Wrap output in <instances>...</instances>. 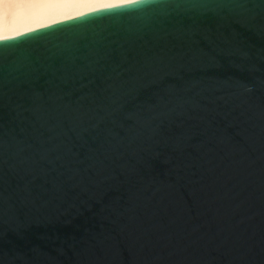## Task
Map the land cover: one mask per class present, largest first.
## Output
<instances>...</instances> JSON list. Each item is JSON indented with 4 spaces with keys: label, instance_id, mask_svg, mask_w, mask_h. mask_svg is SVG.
Returning a JSON list of instances; mask_svg holds the SVG:
<instances>
[{
    "label": "water",
    "instance_id": "1",
    "mask_svg": "<svg viewBox=\"0 0 264 264\" xmlns=\"http://www.w3.org/2000/svg\"><path fill=\"white\" fill-rule=\"evenodd\" d=\"M242 3L0 41V264H264V0Z\"/></svg>",
    "mask_w": 264,
    "mask_h": 264
},
{
    "label": "bare ground",
    "instance_id": "2",
    "mask_svg": "<svg viewBox=\"0 0 264 264\" xmlns=\"http://www.w3.org/2000/svg\"><path fill=\"white\" fill-rule=\"evenodd\" d=\"M96 3H49L40 5L7 4L0 0V10L4 13L3 30L30 33L56 23L75 19L98 11L105 5L115 7L117 3H129V0H95ZM111 8V7H110ZM91 9V11H89ZM108 9V8H107ZM23 35V34H21Z\"/></svg>",
    "mask_w": 264,
    "mask_h": 264
},
{
    "label": "snow or ice",
    "instance_id": "3",
    "mask_svg": "<svg viewBox=\"0 0 264 264\" xmlns=\"http://www.w3.org/2000/svg\"><path fill=\"white\" fill-rule=\"evenodd\" d=\"M3 3L7 4H27V5H40V4H49V3H70V2H80V3H96L95 0H2ZM147 0H129L130 5L141 4L145 3ZM217 6L227 7H243L242 0H215ZM105 5L104 8L97 9L99 10H106L107 8L112 7V5ZM129 6L128 3H117L115 7H127ZM91 11V9H89ZM3 20H4V13L0 10V41L8 40V39H16L21 34H26V31L23 33L14 32V33H7L3 30Z\"/></svg>",
    "mask_w": 264,
    "mask_h": 264
}]
</instances>
